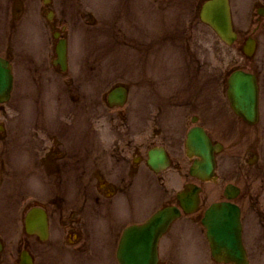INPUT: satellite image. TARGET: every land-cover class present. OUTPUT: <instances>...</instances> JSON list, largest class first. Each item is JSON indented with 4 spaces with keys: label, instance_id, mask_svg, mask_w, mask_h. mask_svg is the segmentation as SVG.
<instances>
[{
    "label": "water",
    "instance_id": "1",
    "mask_svg": "<svg viewBox=\"0 0 264 264\" xmlns=\"http://www.w3.org/2000/svg\"><path fill=\"white\" fill-rule=\"evenodd\" d=\"M201 18L208 22L226 42H231L234 39L235 34L231 28L227 0H209L206 2L201 10ZM9 85V67L0 60V93L3 97L7 96ZM229 97L235 111L247 121L254 122L257 116L255 78L250 74L235 72L229 83ZM201 144V142L196 144V141L193 140L197 152H201L204 146ZM205 148L207 151L206 145ZM201 154L204 157L206 156V152ZM211 165H213L212 157L205 162L207 172H210ZM186 206L185 204L183 207L185 211H187ZM229 210H232L231 206L225 204L213 205L208 210L203 223L207 227L208 239L215 257L238 263L242 260L244 254L240 243L238 213L237 211L236 213L229 212ZM177 214V209L173 207L166 208L158 212L145 224L125 229L118 249L120 264H156L158 238L165 231L170 220L176 217Z\"/></svg>",
    "mask_w": 264,
    "mask_h": 264
},
{
    "label": "rangeland",
    "instance_id": "2",
    "mask_svg": "<svg viewBox=\"0 0 264 264\" xmlns=\"http://www.w3.org/2000/svg\"><path fill=\"white\" fill-rule=\"evenodd\" d=\"M235 1H236L235 6H238L240 3V0H235ZM147 16H148V14H146L145 12L139 13L137 15V23H136L137 29L142 27L141 21L144 18H146ZM236 20H237L236 25L238 27H241L238 17L236 18ZM255 59H256L257 64L261 68L260 80H261V83L263 86V84H264V40L263 39L260 41L259 48L256 51ZM170 81L172 83L171 92L173 93V94H171L172 96L170 97L171 105L175 107L176 104L183 103L189 97V95L191 94L190 88H191V85L193 84L194 80L192 79L191 76L188 75L186 80H179L178 76H175V77H172ZM263 89H264V86H263ZM262 98H263V92L261 91V103H262ZM13 105H14V103L11 104V106H13ZM163 107H164V105L162 102V104L160 105V109ZM262 110H263V116H264V103H263V109ZM179 112H180V109L177 108L176 114H175L176 120L179 119ZM261 124H262L261 127L264 126V120L261 121ZM261 132H263L262 135H261ZM246 134H249L248 138H247V144H249L250 148H254L256 146L255 141L257 142L256 138L258 137V140L261 143V149L264 150V127H262V129H260L259 127L246 129L241 137H240V131L239 130L231 129L229 131V139H228V145H227V156L229 158V164L225 163V161H222V158H221L220 163H219L218 172H217L221 178L220 184H222L227 179L237 180L240 172H243L242 169H244V167H242L243 166L242 152H240L239 147H240V139L242 140ZM259 137H261V140L259 139ZM23 149L24 148H21L19 150L20 154L22 153ZM22 154H24V153H22ZM15 155H16V153L14 154V149L10 146L9 150H8V161L13 162ZM261 163L262 164L264 163V156H262ZM231 164H235V165L239 164V165H238V167L235 166L232 168ZM259 166H262V165H259ZM263 170H264V167H263ZM142 177H146V175L144 174ZM261 182L262 181L254 184L257 187V189H256L257 197L259 196L258 193L261 192V190H259V189H264V185L260 184ZM205 188L209 191V190H213V189L218 188V185L214 186L213 184H206ZM254 195H255V192H254ZM136 196H139L145 204H152V202H153L152 196L150 195L148 197V195L146 193L142 194V196L144 198L141 197L140 193H138ZM217 197L218 196L213 193L211 195V198L209 197L208 201H210V200L213 201ZM12 206H13V203L11 202L10 206L7 208H11ZM11 228H12V225L8 224L6 221H4V220L0 221V229L5 236L10 232ZM110 229H111L110 227L102 225L100 227L98 233L99 234H105L108 231H110ZM175 231H176V236H175V234L169 233V234L164 235L161 238L160 243H159V251L161 253H164L167 256L172 257V264H181L180 258L176 254L177 251L175 248L176 244H175L174 240L176 237V242L178 243L182 234L180 233L179 229H176ZM192 234L194 236H196V238H197L200 234V231L195 228L192 230ZM202 244L204 246L203 241H202V243L196 242L195 247H194V244H192L191 247L198 249V248L202 247ZM247 245L248 246L251 245V249H253V250L257 249V246L255 245V243L251 244V241H249V240H247Z\"/></svg>",
    "mask_w": 264,
    "mask_h": 264
},
{
    "label": "flooded vegetation",
    "instance_id": "3",
    "mask_svg": "<svg viewBox=\"0 0 264 264\" xmlns=\"http://www.w3.org/2000/svg\"><path fill=\"white\" fill-rule=\"evenodd\" d=\"M180 36H181L180 31L179 32H173L171 35V38H174V41H177L178 42L177 44L180 45ZM164 40H170V36H166L163 39L153 38L150 40V46L147 43L142 44V42H139L136 39H129V44L133 48H136V49L140 48L141 49V52H143L144 63L147 64L148 58H149V52L151 51V49H153L156 44H158L159 42L164 41ZM162 52L164 53V51H162ZM209 54H210V52H209ZM206 55H207V59H206L205 63L203 62L202 59H200V60L195 61L193 64L185 65L184 66L185 76L181 75V70L179 69L178 79L179 80H186L187 76L189 75L192 77L193 80H195V79H197L198 73L201 72V69H208L209 66L212 67V59H211V57H209L208 51H207ZM222 78H223V82L225 83V79H226L225 71L222 75ZM144 80L146 82L149 81V75L145 71H144ZM154 87H156L155 84H154ZM154 93L157 95V97L161 96V93L155 89H154ZM161 99H162V102L164 105L163 110H164V112H166V110L171 106V99H170V97L168 98V96L167 97H161ZM197 102H198V105H197ZM185 103H186L185 107L187 110L197 112L199 110V108H201V106H202V98H200L198 96V99H197L196 94H190L189 97L185 100ZM178 108H179V106H178ZM202 111L206 112V113L204 114L203 112L200 111L199 115H197L199 124L206 123L209 119V111L207 110V106H204L202 108ZM192 117H193V114L190 115V119L188 121L189 124H191V121L193 119ZM179 124H180V122H179ZM239 197H240V200H243L246 197H248V193L242 192Z\"/></svg>",
    "mask_w": 264,
    "mask_h": 264
}]
</instances>
